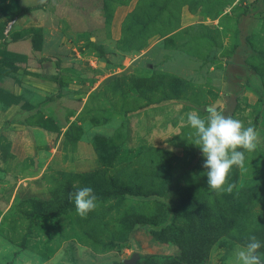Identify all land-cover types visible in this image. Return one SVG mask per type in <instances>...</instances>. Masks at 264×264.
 Instances as JSON below:
<instances>
[{
    "label": "rangeland",
    "instance_id": "rangeland-1",
    "mask_svg": "<svg viewBox=\"0 0 264 264\" xmlns=\"http://www.w3.org/2000/svg\"><path fill=\"white\" fill-rule=\"evenodd\" d=\"M208 105L258 134L231 193L186 126ZM9 106L0 264H236L250 235L264 259V0H0ZM66 184L134 194L81 217Z\"/></svg>",
    "mask_w": 264,
    "mask_h": 264
},
{
    "label": "clouds",
    "instance_id": "clouds-1",
    "mask_svg": "<svg viewBox=\"0 0 264 264\" xmlns=\"http://www.w3.org/2000/svg\"><path fill=\"white\" fill-rule=\"evenodd\" d=\"M44 2L41 0V3ZM205 110L208 115L203 118L197 112L188 113L186 126L194 130L193 144L199 147L205 158L203 167L207 170L208 187L213 191L231 193L234 184L228 182L229 173L233 166L246 170L245 151L256 149L258 134L254 127H245L241 120L224 115L217 105H208ZM69 199L74 202L76 212L81 217H86L97 207V197L88 186L78 187L69 193ZM260 248L261 242L255 235H250L244 245L236 247V264H264Z\"/></svg>",
    "mask_w": 264,
    "mask_h": 264
},
{
    "label": "trees",
    "instance_id": "trees-1",
    "mask_svg": "<svg viewBox=\"0 0 264 264\" xmlns=\"http://www.w3.org/2000/svg\"><path fill=\"white\" fill-rule=\"evenodd\" d=\"M131 13L127 14L123 20V28L124 26L126 27L127 21L129 20ZM121 44H126V43H130L128 41L125 40H120ZM55 65L57 67V62H55ZM54 81L58 82V74H55L54 76ZM186 169V166H176L172 169L171 172L168 173V183L170 187H174L173 186V182H174V174L178 173V172H182ZM175 172V173H174ZM65 188V192L69 195V193L74 192L78 187H71L69 184H66L64 186ZM97 199H105L107 197H115L116 198V202H119L120 200L123 199L124 195L126 194H130L134 192H130V190L126 187L123 186H106V187H101L99 189H94L92 188ZM139 194V193H138ZM263 212H264V207H263ZM144 224L143 221H134L133 224Z\"/></svg>",
    "mask_w": 264,
    "mask_h": 264
},
{
    "label": "crops",
    "instance_id": "crops-1",
    "mask_svg": "<svg viewBox=\"0 0 264 264\" xmlns=\"http://www.w3.org/2000/svg\"><path fill=\"white\" fill-rule=\"evenodd\" d=\"M57 71H58V69H57ZM10 109H11V106L5 108L3 111L1 110L0 111V115H2V113L5 114V115H7L8 113L12 114V111Z\"/></svg>",
    "mask_w": 264,
    "mask_h": 264
},
{
    "label": "water",
    "instance_id": "water-1",
    "mask_svg": "<svg viewBox=\"0 0 264 264\" xmlns=\"http://www.w3.org/2000/svg\"><path fill=\"white\" fill-rule=\"evenodd\" d=\"M136 259V256L132 254L131 258L129 259V264H133Z\"/></svg>",
    "mask_w": 264,
    "mask_h": 264
}]
</instances>
